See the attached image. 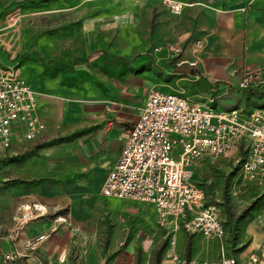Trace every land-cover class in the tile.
Instances as JSON below:
<instances>
[{
	"label": "crops",
	"instance_id": "0c3cea01",
	"mask_svg": "<svg viewBox=\"0 0 264 264\" xmlns=\"http://www.w3.org/2000/svg\"><path fill=\"white\" fill-rule=\"evenodd\" d=\"M112 1L118 9L107 6L105 12L99 11L101 16L78 25L82 33L94 37L86 43L94 53L88 60L74 62L75 72L83 64L92 66L85 90L90 95L69 98L59 113V105L40 92L38 107L46 131L65 136L42 151V166H26L28 177H43L37 180L39 194H30L26 201L43 202L48 211L20 232L0 235V264H69L71 243L81 234L80 221L105 200L129 199L104 194L103 185L121 155L123 130L137 122L151 88L197 93L204 80L216 93L221 83L238 87L250 69H261L264 78V0H183L184 10L178 15L164 0H151V6L149 0H107ZM148 11L151 32L145 26L139 36L122 32L137 26ZM175 46L181 47L179 53ZM260 86L264 83L256 87ZM38 87L43 89L44 84ZM250 230L247 249L252 255L247 264H264L260 254L259 262L252 259L256 248L264 245V215ZM40 234L47 236L35 247L25 245L26 239ZM93 249L78 251L86 264L132 262L129 251L97 248L93 258ZM6 251L20 256L8 260Z\"/></svg>",
	"mask_w": 264,
	"mask_h": 264
},
{
	"label": "rangeland",
	"instance_id": "374dc122",
	"mask_svg": "<svg viewBox=\"0 0 264 264\" xmlns=\"http://www.w3.org/2000/svg\"><path fill=\"white\" fill-rule=\"evenodd\" d=\"M83 1L0 0V62L18 64L34 87L44 84L43 89L38 87L39 92L59 105V113L69 98L90 95L85 90L93 74L92 66L83 64V69L75 72L74 62L88 60L94 53L86 46L94 37L82 33L78 25L101 16L99 11L105 12L107 6L114 10L119 5L107 0L82 4ZM148 4L151 6V0ZM134 25L137 26L126 27L122 32L139 36L144 26L151 32V12L143 13ZM198 84L204 86L197 87V93H185L203 101L215 93L204 80ZM261 87L243 89L221 83L216 91L220 94L218 108L250 109L264 104ZM62 137L65 136L49 134L44 129L35 138H14L8 147L0 145V235L15 233L17 206L30 194H39L37 187L43 177H28L26 166H42V151ZM246 151L247 146L242 143L226 155L203 157L190 168V177L205 186L207 199L220 205L226 223L224 235L211 237L173 228L161 221L147 202L110 198L80 221L81 234L71 243L69 264H86L85 255L78 252L83 248H94L93 258L98 253L95 249L105 248L112 253L131 252V264H160L158 255L162 258L174 237L178 251L186 256L211 262L221 261L223 256L235 257L239 264H247L252 255L247 249L252 240L250 227L264 215V188L238 176ZM189 240L192 249L188 254ZM256 249L261 255L264 245Z\"/></svg>",
	"mask_w": 264,
	"mask_h": 264
},
{
	"label": "built area",
	"instance_id": "2783aa9c",
	"mask_svg": "<svg viewBox=\"0 0 264 264\" xmlns=\"http://www.w3.org/2000/svg\"><path fill=\"white\" fill-rule=\"evenodd\" d=\"M173 14L184 10L183 0H164ZM202 45V41H197ZM181 51L180 46L174 47ZM264 83L261 69L247 70L238 87L247 89ZM40 92L22 75L18 64L0 62V145L10 146L14 138L32 139L46 128L38 107ZM220 95V94H219ZM218 93L208 100L187 94L151 88L137 122L123 130L122 152L110 169L103 193L154 205L161 221L182 227L189 233L222 236L226 223L218 203L207 199V190L190 177V168L203 157L226 155L240 144L247 151L240 161L238 176L264 188V104L245 109L218 108ZM39 201H25L16 209L15 232L47 214ZM47 235L25 240L33 248ZM174 237L163 264H239L223 256L211 262L183 255ZM8 260L19 252L6 251ZM261 256L264 259V251ZM261 256L252 257L259 262Z\"/></svg>",
	"mask_w": 264,
	"mask_h": 264
},
{
	"label": "trees",
	"instance_id": "16d2710c",
	"mask_svg": "<svg viewBox=\"0 0 264 264\" xmlns=\"http://www.w3.org/2000/svg\"><path fill=\"white\" fill-rule=\"evenodd\" d=\"M261 95H262V92H261ZM191 249H192V241L189 240L187 243V249H186L188 254L191 252ZM160 258H161V255H158L157 260H160Z\"/></svg>",
	"mask_w": 264,
	"mask_h": 264
}]
</instances>
